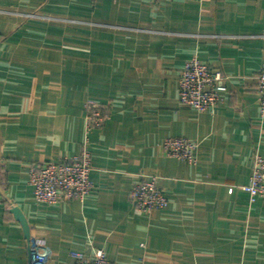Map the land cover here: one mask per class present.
Returning a JSON list of instances; mask_svg holds the SVG:
<instances>
[{
  "label": "crops",
  "instance_id": "1",
  "mask_svg": "<svg viewBox=\"0 0 264 264\" xmlns=\"http://www.w3.org/2000/svg\"><path fill=\"white\" fill-rule=\"evenodd\" d=\"M198 59L230 77L207 112L179 101ZM264 0H0V264H31L41 236L51 264L105 251L111 264H264V201L252 202L264 158L257 77ZM110 119L87 131V104ZM168 138L198 143L196 162L167 155ZM92 152L85 199L38 203L35 165ZM156 179L166 210L139 212L134 186Z\"/></svg>",
  "mask_w": 264,
  "mask_h": 264
},
{
  "label": "built area",
  "instance_id": "2",
  "mask_svg": "<svg viewBox=\"0 0 264 264\" xmlns=\"http://www.w3.org/2000/svg\"><path fill=\"white\" fill-rule=\"evenodd\" d=\"M230 77L221 71L212 70L207 64L194 58L187 62L180 74L179 101L198 112L214 110L223 102L229 91ZM257 93L260 98L261 117L264 119V65L257 77ZM109 105L87 104V131L103 127L110 119ZM198 143L187 138H168L163 149L168 156L190 163L196 162L195 152ZM92 152L85 143L78 155L58 162H47L32 167L30 185L34 189L38 203L57 205L74 199L83 200L88 196L93 183L91 174ZM244 189L250 194L252 202L264 201V158L256 155L251 182ZM131 201L136 209L151 215L158 210H166L170 201L165 190L156 179L143 180L136 184L131 192ZM31 264H51L52 251L41 236L29 239ZM73 264H111L102 249L91 254L71 252Z\"/></svg>",
  "mask_w": 264,
  "mask_h": 264
},
{
  "label": "water",
  "instance_id": "3",
  "mask_svg": "<svg viewBox=\"0 0 264 264\" xmlns=\"http://www.w3.org/2000/svg\"><path fill=\"white\" fill-rule=\"evenodd\" d=\"M14 213H15V216L17 217V219L20 220L21 223L23 224L26 237H28V239H30L29 226H28L27 221L25 220L23 214L21 213V211L18 208L14 209Z\"/></svg>",
  "mask_w": 264,
  "mask_h": 264
}]
</instances>
